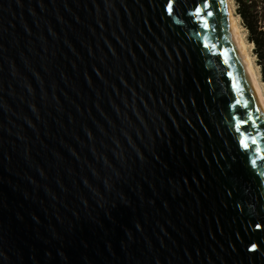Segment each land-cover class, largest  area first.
Listing matches in <instances>:
<instances>
[{
	"label": "water",
	"instance_id": "1",
	"mask_svg": "<svg viewBox=\"0 0 264 264\" xmlns=\"http://www.w3.org/2000/svg\"><path fill=\"white\" fill-rule=\"evenodd\" d=\"M212 2L0 0V264H264V110Z\"/></svg>",
	"mask_w": 264,
	"mask_h": 264
},
{
	"label": "trees",
	"instance_id": "2",
	"mask_svg": "<svg viewBox=\"0 0 264 264\" xmlns=\"http://www.w3.org/2000/svg\"><path fill=\"white\" fill-rule=\"evenodd\" d=\"M235 1L237 13L248 31V41L254 45L264 82V0Z\"/></svg>",
	"mask_w": 264,
	"mask_h": 264
},
{
	"label": "snow or ice",
	"instance_id": "3",
	"mask_svg": "<svg viewBox=\"0 0 264 264\" xmlns=\"http://www.w3.org/2000/svg\"><path fill=\"white\" fill-rule=\"evenodd\" d=\"M169 3H171V0H169ZM212 6H213L212 0H202V4H201L200 7L197 8L195 14L197 16H199V15H201V9L202 8H205L206 9V8H209V7H212ZM207 15L208 16H212L213 13L211 11H209V12H207ZM203 24H204L205 29H207L208 28V23L206 21H203ZM205 46L208 47V45H205ZM233 87H236L237 88L238 94H240L242 92V90L239 89L237 85L234 84ZM236 103L239 105V104H241V101L240 100H237ZM242 106H243V108L248 109V110L245 112L243 119H239L237 116H233V120L236 122L237 127L238 128L239 127H243L246 124H248L249 122H251L252 123V126L255 127L256 126V123L252 119V111L256 108L255 103H253L252 109H249L248 108V104H247L246 101L243 103ZM241 136H242V138L240 139L239 143H240L241 147L246 152H248L249 151V148H248V140H247V137H251L252 136V133H250V132L249 133H246V134L245 133H242ZM251 144L253 145V149L251 151H254L256 155H260V152L258 150H256L258 146H257V142H256V139L255 138H253L251 140Z\"/></svg>",
	"mask_w": 264,
	"mask_h": 264
},
{
	"label": "bare ground",
	"instance_id": "4",
	"mask_svg": "<svg viewBox=\"0 0 264 264\" xmlns=\"http://www.w3.org/2000/svg\"><path fill=\"white\" fill-rule=\"evenodd\" d=\"M224 6H225V9L228 13V16L231 20V23H232V26H233V29H234V32L236 34V37L243 49V52L247 58V61H248V65H249V69H250V72H251V75H252V78H253V81H254V85H255V88H256V92L258 94V97H259V100H260V103L262 105V108L264 110V91H263V88L261 86V82H260V79H259V76H258V71L255 67V63L253 61V58L249 52V49L247 48V44H246V41L245 39L243 38V35L240 31V27H239V23H238V20L237 18H235V15H234V12H233V8L231 6V1L230 0H222Z\"/></svg>",
	"mask_w": 264,
	"mask_h": 264
},
{
	"label": "rangeland",
	"instance_id": "5",
	"mask_svg": "<svg viewBox=\"0 0 264 264\" xmlns=\"http://www.w3.org/2000/svg\"><path fill=\"white\" fill-rule=\"evenodd\" d=\"M231 1V6L233 8V12H234V15H235V18H237L238 20V23H239V27H240V31L243 35V38L245 39L246 41V44H247V48L249 49V52L253 58V61L255 63V67L258 71V76H259V79H260V82H261V86L263 88V91H264V82L262 81V75H261V69L257 63V57L255 55V52H254V45L252 43H250L248 41V31L246 29V27L244 26L241 18L239 17L238 13H237V4H236V1L235 0H230Z\"/></svg>",
	"mask_w": 264,
	"mask_h": 264
}]
</instances>
